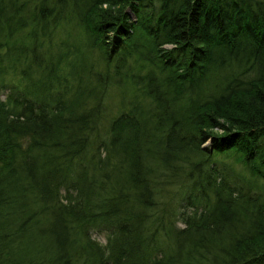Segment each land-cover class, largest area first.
<instances>
[{
	"label": "trees",
	"instance_id": "16d2710c",
	"mask_svg": "<svg viewBox=\"0 0 264 264\" xmlns=\"http://www.w3.org/2000/svg\"><path fill=\"white\" fill-rule=\"evenodd\" d=\"M0 264H264V0H0Z\"/></svg>",
	"mask_w": 264,
	"mask_h": 264
},
{
	"label": "rangeland",
	"instance_id": "374dc122",
	"mask_svg": "<svg viewBox=\"0 0 264 264\" xmlns=\"http://www.w3.org/2000/svg\"><path fill=\"white\" fill-rule=\"evenodd\" d=\"M128 96V94H126ZM2 96H4V94H2ZM106 99H107V104H106V112H108L109 110L114 111L116 109V104L118 103L119 97L115 91L114 88H110L108 91V94H106ZM109 113V112H108ZM108 113H106V119H102V122L100 124H106L108 122L107 115ZM209 141H205L202 145L204 146H209ZM179 225H181L180 221H178ZM92 236L100 243H104L105 242V233L104 232H100V230H94L92 231Z\"/></svg>",
	"mask_w": 264,
	"mask_h": 264
}]
</instances>
